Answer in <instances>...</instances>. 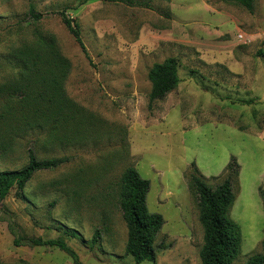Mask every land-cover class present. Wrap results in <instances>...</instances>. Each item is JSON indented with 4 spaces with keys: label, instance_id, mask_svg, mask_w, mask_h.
<instances>
[{
    "label": "rangeland",
    "instance_id": "obj_1",
    "mask_svg": "<svg viewBox=\"0 0 264 264\" xmlns=\"http://www.w3.org/2000/svg\"><path fill=\"white\" fill-rule=\"evenodd\" d=\"M136 1L149 8L0 0V85L21 75L12 53L32 47L39 34L53 37L71 65L65 93L83 114L82 125L72 129L75 146L46 154L44 139L38 144L40 160L70 163L36 174L22 195L13 191L1 203L0 264H74L59 249L26 245L30 239H61L81 264H136L126 256L119 209L120 179L131 167L151 183L149 211L165 220L155 264H202L204 231L186 175L196 169L215 187L232 157L240 175L231 219L242 232L234 264L262 253L264 0L255 1L253 14L226 0ZM31 8L44 15L41 22L30 20ZM64 10L79 24L88 57L57 14ZM170 58L179 61L181 83L150 104L149 72ZM22 138L0 156L1 172L27 166L36 137ZM68 229L81 239L64 235ZM96 230L102 240L91 250Z\"/></svg>",
    "mask_w": 264,
    "mask_h": 264
},
{
    "label": "trees",
    "instance_id": "obj_2",
    "mask_svg": "<svg viewBox=\"0 0 264 264\" xmlns=\"http://www.w3.org/2000/svg\"><path fill=\"white\" fill-rule=\"evenodd\" d=\"M255 1L226 0L251 14L255 10ZM96 2L149 8L136 0H79V6ZM57 14L88 57L79 24L67 15L66 10ZM29 18L39 23L44 15L31 8ZM10 60L21 69V75L13 84L0 85V156L7 157L12 145L21 136L26 139L33 133L36 139L27 149V166L17 171H0V205L13 191L22 195L36 174L54 171L70 163L71 159L67 157L40 160L38 144L44 139L42 144L46 146L43 148L46 154L75 146L79 140L72 129L78 130L83 121L81 109L65 93L71 65L60 53L53 37L37 35V41L32 47L12 53ZM179 68V61L174 58L153 66L148 76L151 84L150 104L164 100L179 87ZM192 167H196L195 163ZM225 171V180L215 187L210 186L196 169L186 175L204 231V245L200 252L202 264H234L241 251V228L231 219V211L237 199L235 187L240 175V166L235 157L231 158ZM150 190L151 183L144 180L137 169L131 167L125 170L119 183V209L128 231L126 256L131 257L136 264L156 263L159 250L156 242L165 225L161 215L152 214L148 209ZM259 195L264 203L263 188L259 189ZM64 235L81 239L74 229L65 230ZM101 240V231L96 230L89 248L94 250ZM26 241L30 247L59 249L74 264H81L78 254L61 239ZM15 243L21 246L24 239H16ZM246 264H264V239L262 253L251 257Z\"/></svg>",
    "mask_w": 264,
    "mask_h": 264
},
{
    "label": "built area",
    "instance_id": "obj_3",
    "mask_svg": "<svg viewBox=\"0 0 264 264\" xmlns=\"http://www.w3.org/2000/svg\"><path fill=\"white\" fill-rule=\"evenodd\" d=\"M238 39H239V40H243V36H242V35H239V36H238Z\"/></svg>",
    "mask_w": 264,
    "mask_h": 264
}]
</instances>
